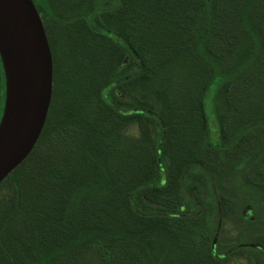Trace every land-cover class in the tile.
Masks as SVG:
<instances>
[{
	"label": "rangeland",
	"instance_id": "374dc122",
	"mask_svg": "<svg viewBox=\"0 0 264 264\" xmlns=\"http://www.w3.org/2000/svg\"><path fill=\"white\" fill-rule=\"evenodd\" d=\"M181 1L171 0L167 21L163 23L154 16L157 8L147 7L146 0H49L48 9L38 3L56 56L52 107L38 147L0 186V264H39L40 253L48 255L55 250L54 255H49L53 264H131L134 256L130 247L133 240L136 241L133 245L139 246L136 238L142 233L144 237L156 239L155 264H185V247L193 238L190 226L199 224L195 221L197 217L205 225L211 222L209 239L217 233L216 254L221 264H264V253L256 246H264V221L250 220L264 216V195L255 210L241 209L245 198L237 191L248 176L255 182L264 181V160L249 172L244 171L261 150L263 136L255 140L236 137L249 117L258 111L264 112V85L260 75L263 61L255 59L245 65L218 61L223 70H210L209 82H204L200 89L199 83H190L192 69H188L184 73L186 78L181 74L175 85L183 102L178 101L180 109H173L172 98L165 97L163 92L168 89L171 63L167 60L177 42L172 43L171 28L173 31L181 21L179 5L184 2ZM106 25L127 29L142 59L125 48L123 41L126 40L121 35V41L115 43H107L94 35L95 29ZM62 31L70 37L63 56L57 45ZM143 61L149 64L148 70ZM192 75L197 72L192 71ZM215 77L220 79L216 80L218 86L219 82L223 84L217 94L216 86L210 89L207 97L211 127L215 117L221 122L222 142L214 149L203 123L201 101ZM111 83L115 84L108 92L112 107L103 98L104 88ZM147 106L166 122L168 151L175 161V189L162 194L165 196H143L140 210L178 214L182 197L187 206L181 214L187 219L149 221L131 214L127 195L139 184H150L160 177L155 157L161 127L142 112ZM164 158L165 167L171 168L173 160L168 155ZM195 163L201 168L191 167ZM92 170L102 174L101 182H105L100 192L106 195L102 205L92 206V220L103 224L108 235L119 228L128 236H121L123 242L115 249L114 259L111 253L108 262L95 250H83L76 255L65 252L67 240L72 241L67 233L62 232L51 243H46L43 234L46 220L64 225L76 222L68 216L66 187L73 179L75 182L88 179ZM20 176L29 178L33 188L23 190ZM93 178L94 175L89 177ZM63 191L64 195L59 196ZM20 193H23L21 206ZM216 195L222 203L221 214L214 202ZM42 206L48 210L47 214L40 210ZM49 235L46 234L47 238ZM242 235L250 247L236 249ZM211 241H202L206 257ZM58 250L60 255L54 260Z\"/></svg>",
	"mask_w": 264,
	"mask_h": 264
},
{
	"label": "trees",
	"instance_id": "16d2710c",
	"mask_svg": "<svg viewBox=\"0 0 264 264\" xmlns=\"http://www.w3.org/2000/svg\"><path fill=\"white\" fill-rule=\"evenodd\" d=\"M182 1L184 2L179 5V9H181L182 14L179 18L181 19V21L179 25L177 24L178 28L174 26L173 31L171 28L172 43H175L176 41L177 42L171 49L170 60H167L171 63L167 73L168 84L166 86L168 89H166L167 92H163L165 97L169 96L170 98H172V105H174L173 109H176V107L179 106L178 101H181L179 93L175 90V85L179 80V76L182 74L185 79L186 77L184 73L188 71V69H190V71L192 69L194 73L197 72V75H192L191 71L189 78L191 79V84L193 82H196L198 85L199 83L200 89L204 82H209L207 76L211 73L212 70H223L218 61H235L236 63H244V65L247 63V61H263L262 66L260 67V75L261 81L264 85V41L262 39L264 35V0ZM33 2L35 3L39 13L40 10L38 3H42L47 9L50 8L49 0H33ZM145 4L147 5V7L157 8V11H154V16L157 17L156 20L160 21L161 23L167 21L165 17L167 15V10H169L171 0H146ZM212 8L218 13H214ZM60 19L62 21L63 18L60 17ZM220 23L221 25L223 24L221 29L222 31L218 30ZM44 27L48 35L55 66L56 56L54 54V49L52 48L51 33L48 30L47 26H45V24ZM157 30L158 29L154 30L153 33ZM62 33V38L59 40V44L57 45L61 48L60 50L63 56L65 55L66 43H70V37H67V35L65 36L63 31ZM94 35L107 43H115L116 41L120 42V37H124L126 40L123 41L125 42V48L142 59V55L139 53L137 45L130 39V34L127 29H117L107 27L106 25V27L95 29ZM222 39H224V44L222 43ZM143 64L145 66V70H148L149 64L145 61H143ZM217 79H219V77H215V79H213L209 83V86L205 91L204 97L201 101V106L204 111L203 123L205 125L211 148L214 149L218 148L219 143L222 142V139L220 138L221 122L215 117L216 121L214 122L213 127H211L207 108V97L210 93V89L212 90L214 86H216V94L219 89H221L220 86H222L221 84L223 83L219 82L218 86V84H216ZM114 85L115 84L113 83L108 84L103 90V98L110 107H112V105L108 98V92ZM195 95L196 93L194 94L193 98L195 97ZM230 107L233 108V104ZM177 108L180 109L179 107ZM142 112H144L146 116H148V118L152 119L159 125V127H161L159 128V134L157 138L158 150L157 156L155 157L157 168L160 171V177L158 179H153L151 182L152 184H139L127 195L129 199L131 214L134 218L149 221H176L187 219L185 215L181 214V211L187 206L185 199L182 197H180V205L178 208L180 213L178 214H170V212H165L162 210L144 213V211L142 212L140 210L139 202L142 201L143 196H146L147 198L149 197V195L153 197L165 196L162 194L171 193L170 190L172 189V191H174L175 189V161L173 159V155L168 151V129L166 127V122L164 121V119H162V117L157 116L149 106H147L146 109L142 110ZM133 116H137V114L134 113ZM47 123L44 132L46 130ZM44 132L41 135L40 140L42 139ZM214 135H217V140H214ZM240 136L242 140H255L256 137L258 138L260 136H263L261 150L259 151L258 155L254 159H252L244 169V171L249 172L253 169V167L257 166V164H259L261 160H264V112L261 113L260 111H258L251 117H249L247 121L243 123L242 128L236 132V137ZM39 142L35 149L38 147ZM166 155H168V157L173 160L172 165L174 166V171L173 166L171 168L169 166L165 167L164 163H166V161L164 157ZM193 166L201 168V165L198 163L191 165V167ZM96 174H98V176H96ZM92 175H94V178L95 176L97 177L95 178V181L93 180L94 178L92 179L93 181L89 179V177H91ZM100 175L102 174L98 172L95 173L92 170L90 172V176L86 180L79 179V182H75V179H73L72 182L69 181V187H66L69 212V214H67L68 216L75 218L74 221L76 222L72 221V223L64 225L59 221L50 222V220H46L48 224L47 226H45V228H43V234L46 243L48 241L51 243L52 240L55 241L57 239V236H61L62 232L67 233L72 241L67 240L64 247L65 252L75 253L76 255L82 253L83 250H95L102 254L104 260L108 262L111 253H113L112 259H114L116 251L115 249H118L119 244L123 242V238H121V236H123L124 238H127L128 236L125 233V230L119 228H116L117 231L110 232L108 235V232L102 226L103 224H97L92 220V213L90 211L92 206L99 204L102 205L103 199L106 196H102V193L100 192L102 188L101 184L105 182H101ZM20 177L19 179L21 186H24L23 190H29L33 188V184H30L31 180L29 178L27 179V177ZM236 178L239 177L237 176ZM74 184H78V186ZM71 185L74 186L71 187ZM58 187L61 191V187L59 185ZM237 191L240 194L243 193L242 195L245 198L241 209H243L244 207H251L252 210H255L257 204L261 201L260 198L264 195V181L259 180L258 182H255L250 176H248L245 179V182L237 187ZM64 193V191L59 192V196L64 195ZM22 197L23 193H20V196L18 197L20 206L22 205ZM217 197L218 195L214 197V202H216V204L218 205V211L219 214H221L222 203L220 199H216ZM211 209H214V205L213 207H211ZM215 209L217 211V208ZM40 210L45 212L46 208L42 206L40 207ZM18 211H20V209ZM47 213L48 210L44 214ZM241 217L244 219L243 214ZM250 220L264 221V216H254V218ZM195 221L199 224H192L190 226V228L192 229L191 234L193 238L185 247V254L187 256L186 263L221 264L219 260L220 258L218 257L219 255L217 256L216 254L217 243L215 242V237L217 236V233L215 232L213 234V239H209L211 222L210 224L205 225L204 223H202V218L200 217H197ZM49 233L51 235H49ZM46 234L49 235V238H47L48 236H46ZM106 235L108 237L105 238ZM33 236H37V234ZM154 238L155 237H144L143 233L138 234L136 240L139 241V246L133 245L136 243V241L133 240L130 247L131 254L134 256L131 264H155V261H153V251L157 249L156 246L158 245L155 244L156 239ZM206 239L209 240V242L210 240H212L211 247L207 250V257L203 254L204 246L202 243V241L206 242ZM161 241L165 243V239H162ZM238 242L240 245L239 247H236V249L241 247H250V245L245 244L243 235L238 238ZM46 243L41 242L40 244L44 245ZM256 246L259 251L262 250L264 253V246ZM55 253L56 250L52 254L47 253L48 255L40 253L37 256V263L53 264V262L50 261L49 255H54ZM59 255L60 252L58 250V253L55 255L54 260H56ZM66 258H64L63 260H65ZM26 261L27 259H25V263Z\"/></svg>",
	"mask_w": 264,
	"mask_h": 264
},
{
	"label": "water",
	"instance_id": "95a60500",
	"mask_svg": "<svg viewBox=\"0 0 264 264\" xmlns=\"http://www.w3.org/2000/svg\"><path fill=\"white\" fill-rule=\"evenodd\" d=\"M0 53L7 78L1 184L33 152L52 104L53 56L33 0H0Z\"/></svg>",
	"mask_w": 264,
	"mask_h": 264
},
{
	"label": "flooded vegetation",
	"instance_id": "af4514ba",
	"mask_svg": "<svg viewBox=\"0 0 264 264\" xmlns=\"http://www.w3.org/2000/svg\"><path fill=\"white\" fill-rule=\"evenodd\" d=\"M44 25V24H43ZM45 28V27H44ZM46 31V30H45ZM46 35H47V32H46ZM47 38H48V35H47ZM48 41H49V39H48ZM51 48V47H50ZM52 52V51H51ZM54 63V62H53ZM6 98H7V78H6V71H5V67H4V62H3V59H2V56H1V53H0V125H1V123H2V120H3V116H4V111H5V106H6ZM50 111V110H49ZM48 116H49V114H48ZM47 120H48V118H47ZM47 123V122H46ZM45 126H46V124H45ZM44 129H45V127H44ZM44 129H43V131H42V134H43V132H44ZM41 134V135H42ZM40 138H41V136H40ZM40 138H39V140H40ZM39 140H38V142H39ZM38 142H37V144H38ZM37 144H36V146H37ZM35 146V147H36ZM35 149V148H34ZM34 151V150H33ZM33 153V152H32ZM31 153V154H32ZM30 154V155H31ZM30 155L28 156V158L30 157ZM27 158V159H28ZM26 159V160H27ZM25 160V161H26ZM24 161V162H25ZM23 162V163H24ZM22 163V164H23ZM21 164V165H22ZM20 165V166H21ZM19 166V167H20ZM18 167V168H19ZM17 170V169H16ZM15 170V171H16ZM14 171V172H15ZM14 172H12L7 178H6V180L14 173ZM6 180H4V182L6 181ZM4 182H2L1 184H0V186L4 183Z\"/></svg>",
	"mask_w": 264,
	"mask_h": 264
}]
</instances>
